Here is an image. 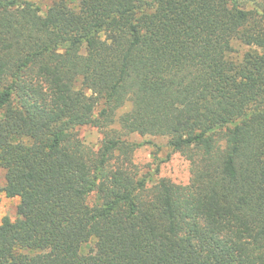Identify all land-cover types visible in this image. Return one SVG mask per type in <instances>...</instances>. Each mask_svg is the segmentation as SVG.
<instances>
[{
  "label": "trees",
  "instance_id": "1",
  "mask_svg": "<svg viewBox=\"0 0 264 264\" xmlns=\"http://www.w3.org/2000/svg\"><path fill=\"white\" fill-rule=\"evenodd\" d=\"M0 172V264H264V0H0Z\"/></svg>",
  "mask_w": 264,
  "mask_h": 264
},
{
  "label": "rangeland",
  "instance_id": "2",
  "mask_svg": "<svg viewBox=\"0 0 264 264\" xmlns=\"http://www.w3.org/2000/svg\"><path fill=\"white\" fill-rule=\"evenodd\" d=\"M41 6L43 13H45L50 6L60 0H33ZM71 5L75 6L77 0H66ZM235 48L242 50L239 44H235ZM243 51V50H242ZM132 108L131 103L126 104L118 111V116L130 111ZM119 128V124H116ZM80 138L89 146L98 149L103 139L102 130L94 127H83L79 129ZM131 139L137 142L150 141L140 148L135 153V162L142 166L144 170L154 172V181L159 178H170L173 182L178 184H187L190 178L189 163L178 152H174L168 144L165 137H147L142 138L139 135H133ZM157 168L159 171H157ZM0 182L5 185L4 174L0 172ZM96 197L90 199L94 203ZM19 198H8L5 194L1 195L0 201V222L4 216H8L13 220L17 217V209L19 205ZM83 251L86 253L94 254L96 251L95 241H91L83 246Z\"/></svg>",
  "mask_w": 264,
  "mask_h": 264
}]
</instances>
